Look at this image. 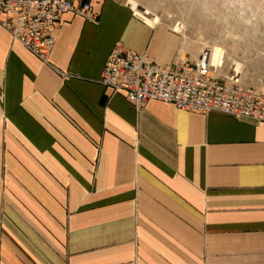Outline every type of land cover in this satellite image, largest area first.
Segmentation results:
<instances>
[{
    "label": "crops",
    "instance_id": "obj_1",
    "mask_svg": "<svg viewBox=\"0 0 264 264\" xmlns=\"http://www.w3.org/2000/svg\"><path fill=\"white\" fill-rule=\"evenodd\" d=\"M44 63L0 26V264H264V123L100 85L116 44L194 61L123 0H74ZM192 58V59H191Z\"/></svg>",
    "mask_w": 264,
    "mask_h": 264
},
{
    "label": "built area",
    "instance_id": "obj_2",
    "mask_svg": "<svg viewBox=\"0 0 264 264\" xmlns=\"http://www.w3.org/2000/svg\"><path fill=\"white\" fill-rule=\"evenodd\" d=\"M65 12L90 23L98 19L87 2L74 5V0H0V26L47 63L56 24ZM98 83L114 94L123 92L137 109L153 100L170 103L180 111L203 115L217 112L264 123V91L220 79L210 69L206 50L194 61L176 60L169 67H159L145 55L116 44Z\"/></svg>",
    "mask_w": 264,
    "mask_h": 264
},
{
    "label": "rangeland",
    "instance_id": "obj_3",
    "mask_svg": "<svg viewBox=\"0 0 264 264\" xmlns=\"http://www.w3.org/2000/svg\"><path fill=\"white\" fill-rule=\"evenodd\" d=\"M123 1L139 19L181 37L193 59L209 52L220 79L264 91V0Z\"/></svg>",
    "mask_w": 264,
    "mask_h": 264
}]
</instances>
